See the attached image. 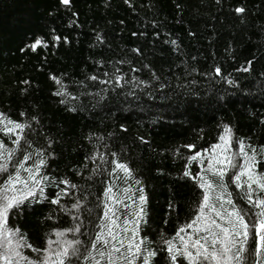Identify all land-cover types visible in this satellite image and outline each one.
I'll return each instance as SVG.
<instances>
[{
    "label": "trees",
    "instance_id": "trees-1",
    "mask_svg": "<svg viewBox=\"0 0 264 264\" xmlns=\"http://www.w3.org/2000/svg\"><path fill=\"white\" fill-rule=\"evenodd\" d=\"M37 39L42 45L33 51ZM0 118L26 125L22 133H7L1 123L6 151L0 164L7 170L0 171V197L28 191L22 184L5 191L17 171L27 180L25 169L39 166L41 180L29 181L35 195L9 210L13 243L0 240V264L5 255L13 264H42L46 256L55 264V242L64 239L81 241L79 254L65 264H108L98 254L103 245L92 248L105 204L119 217L120 236H130L124 221L131 229L138 219L141 189L145 216L137 239L145 241L143 255L155 253L149 264H201L180 255L172 261L165 241L182 248L176 235L181 227L185 240L206 235L186 226L203 202L198 177L220 183L207 169L225 126L233 163L245 161L243 141L249 157L256 150L254 174L264 176V0H0ZM238 171L229 167L224 189L216 187L210 196L219 208L215 197L230 194L251 223L259 210L247 201V178H241L242 188L233 182ZM108 187L122 203L105 197ZM58 195L59 203H52ZM252 196L264 193L253 185ZM248 248H254L251 238ZM245 256L243 264H256L254 255Z\"/></svg>",
    "mask_w": 264,
    "mask_h": 264
},
{
    "label": "snow or ice",
    "instance_id": "snow-or-ice-1",
    "mask_svg": "<svg viewBox=\"0 0 264 264\" xmlns=\"http://www.w3.org/2000/svg\"><path fill=\"white\" fill-rule=\"evenodd\" d=\"M62 2L64 4H68L69 0H62ZM236 11L238 13H243L245 10L244 8H237ZM55 39L59 40L60 38L56 37ZM41 45L42 41L37 39L31 45V49L35 51L37 47ZM243 70L248 71L249 69L244 68ZM215 71L217 74L220 73L219 68H216ZM92 79H96V77H92ZM117 82L119 83V81ZM57 83H59V80H57ZM63 94V92L57 93V95ZM0 123H4V121L0 120ZM8 125H11V127ZM25 127L26 125L24 124L8 120L5 124L4 131L7 133H14L15 130L18 129L22 133ZM21 138L22 137L18 135L14 143L19 145ZM230 140L231 129L225 126L224 135L220 136V141L222 143L213 145V155L209 158L208 162L207 171L218 177L220 183L213 184L208 179H206L204 175H200L198 177V179L202 181V183H200V187L204 189L203 202L199 206V215H197L196 218L186 227L189 229H194L197 234L206 233V235H198V238L196 239H193L191 235H188L187 240H185V238L180 235V233L185 232V228L181 227L176 235L181 241L182 248H176L171 240L165 241L167 244V251L171 253V259L174 262L177 260V255H180L187 257L190 261L200 260L201 264H243L244 260L246 259L245 253L247 252L257 258L256 264H264V198L257 197L255 200H253L252 196L253 185H256L257 189H259L261 193H264V176L254 174L253 168L256 163L254 154L256 150L252 149L253 155L249 157L245 151L243 141H240L239 154L245 157V161L239 166L233 163L232 157L227 154L230 146ZM188 147L192 148L193 146ZM216 149H221L220 158H218L217 154L215 153ZM5 151L6 150H4V146L0 144V160L5 159ZM11 155L12 151H7L8 159L11 158ZM199 156L200 153L197 152L195 155H192L189 158V162L197 160ZM29 158L30 157L25 156L24 160L26 161ZM202 162L203 161H201V163ZM43 163L44 161L41 160L40 164L42 165ZM217 165H220V167H217ZM229 167H239V171L234 173L233 179V182L236 184L237 188L244 187V184L241 183V178H247L245 181L247 185V201L252 206V208L259 210L254 213V216L256 217L254 222H246L245 214H242L241 210H238L235 207L232 199L230 198V194L227 200L224 199L223 194H219L215 197V200L220 202L219 208L214 202H212L210 193L216 187L224 189L223 180ZM19 168H24V164L21 163ZM116 169L123 172L125 177L131 176V170L125 164L117 163ZM6 170L7 164H0V171ZM25 171L29 172L28 179L22 180L19 172L17 171L16 175L9 177L5 191H18V189L15 187L16 184H22L24 188L28 189V191L22 196H4V202L0 203V238L6 240L9 246H11L13 243L10 237L14 235L12 230L7 228L9 210L13 207L19 206V204L23 203V200L28 196L35 195L34 191L28 187L29 181L34 182L35 185H39L41 183V180L36 179V175L39 172V166H37L35 172H33L31 169H25ZM189 175V171L184 172V176ZM41 179H46V177H42ZM62 183L68 182L62 181ZM136 183H139V181H136ZM73 187L75 186L73 185ZM40 191L42 193L43 189ZM140 192V206L138 211L135 213V216L138 219L132 221L131 229L127 227L129 221H124L125 227L123 228V231L124 233L131 232L130 236H120L119 232L117 231V229L121 227L119 224H117L119 217L116 216V212L113 207L105 204V210L100 225L101 231L96 234L92 248L96 249L98 244H102L104 250H98V254L102 259L106 258L108 264H117V262L120 260H123V264H134V261H136L138 258H142V264H149V257L155 255V253L151 251L148 252L147 256L143 255L142 245L145 244V241L143 239H137L139 235L138 226L145 216L142 205L146 203V197L143 195V189H141ZM104 195L109 201H112L113 203H122L119 197L115 196V194L112 192V187H108ZM52 203H59V195L56 200L52 201ZM225 203L232 206L231 210H228L224 207ZM73 207L78 208L79 205H73ZM211 214H214L215 218ZM217 218L221 222L218 223ZM79 230V226H77L74 231L79 232ZM67 231H73V229H69ZM56 236L58 238H62L65 236V233L57 232ZM250 238L254 241V248L252 249L248 248V242ZM125 240H127V244H125ZM53 243V241H49V249ZM55 243L60 244L59 249L54 253L56 257L55 264H65L66 261H69L70 257L77 256L79 254V248L77 247L81 244V241L79 240L64 239L58 240ZM17 246H19V242H17ZM121 249L124 251L122 252ZM191 249L195 250V254L193 251H191ZM117 253L120 255L116 256ZM14 255L20 256V253L14 252ZM89 257H91V253H89ZM3 258L6 261V264H12L10 256L5 255ZM28 264H32V262L29 261ZM42 264H49L48 256L45 257ZM95 264H100V260H96Z\"/></svg>",
    "mask_w": 264,
    "mask_h": 264
},
{
    "label": "rangeland",
    "instance_id": "rangeland-1",
    "mask_svg": "<svg viewBox=\"0 0 264 264\" xmlns=\"http://www.w3.org/2000/svg\"><path fill=\"white\" fill-rule=\"evenodd\" d=\"M0 120H3V121H4V123H2V124H3V126H5V124H6L7 121H6L5 119H3V118H2V119L0 118ZM0 126H1V123H0ZM8 126H10V125H8ZM215 153L218 155V153H221V149H216V152H215ZM228 153H230V152H228ZM2 195H3V194H2ZM4 196H5V195H4ZM4 196L0 197V203L3 202V197H4ZM1 239H2V238H0V240H1ZM13 263H14V262H13ZM13 263H12V264H13ZM2 264H4L3 261H2ZM16 264H19V263H16Z\"/></svg>",
    "mask_w": 264,
    "mask_h": 264
}]
</instances>
